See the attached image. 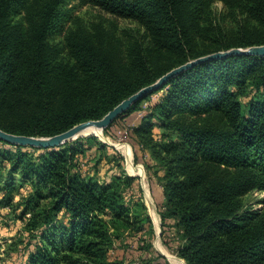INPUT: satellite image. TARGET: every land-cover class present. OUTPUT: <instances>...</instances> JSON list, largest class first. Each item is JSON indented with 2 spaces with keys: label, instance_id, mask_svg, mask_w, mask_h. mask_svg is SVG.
<instances>
[{
  "label": "trees",
  "instance_id": "obj_1",
  "mask_svg": "<svg viewBox=\"0 0 264 264\" xmlns=\"http://www.w3.org/2000/svg\"><path fill=\"white\" fill-rule=\"evenodd\" d=\"M29 1L0 0V127L17 134L61 133L103 117L189 60L264 44V0L248 4L251 22L234 33L223 24L202 23L206 0H87L144 22L157 46L173 58L155 67L141 44L133 47L124 66L104 39L87 32L73 31L66 45H53L52 39L66 29L72 0H41L27 49L14 39L9 23ZM249 88L253 95L244 101L241 95ZM165 89L132 129L141 149L155 160L145 166L162 186L164 244L187 264H264V205L244 207L240 200L250 190L264 189V56L199 62L118 118L142 109L143 101ZM156 128L161 140L154 138ZM94 144L113 160L109 144L96 136L48 148L12 143L2 150L12 151V171H20L19 180L33 187L22 214H32L27 229L41 231V242L23 264H124L110 262L109 249L125 230L149 239L154 235L147 204L132 192L138 176L122 166V172L102 179L98 165L103 156L95 171L81 168V155ZM224 167L238 173L227 174ZM17 180L10 176L4 182L8 201L15 198ZM172 227L179 238L175 247V238L167 234Z\"/></svg>",
  "mask_w": 264,
  "mask_h": 264
},
{
  "label": "rangeland",
  "instance_id": "obj_2",
  "mask_svg": "<svg viewBox=\"0 0 264 264\" xmlns=\"http://www.w3.org/2000/svg\"><path fill=\"white\" fill-rule=\"evenodd\" d=\"M252 0H206L205 1V22H214L223 24L229 33L236 32L243 25L251 22V16L248 13V4ZM41 0H30L26 8L21 14L10 19L9 29L16 41L22 42L28 49L31 45V33L36 22L38 9ZM67 8L71 9L70 17L66 21L65 31L52 39V44L66 45L67 37L73 31H83L90 33L94 38L104 39L112 49L117 53L118 58L124 66L131 61V54L133 47L137 45H144L148 49L153 58V64L156 67H162L173 60L172 56L157 46L150 31L144 22L136 17H126L113 13L98 4H94L87 0H72ZM202 39V38H201ZM165 90L154 93L151 97L141 103L142 109H137L133 113L116 118L113 125L107 130L104 129L103 137L89 134L81 135L70 139L67 142H77L81 139H86L90 136H96L98 140L109 144L107 148L109 156L115 155L113 160L109 157L101 155L96 144L89 148L84 155H81L79 161L80 166L84 171H95V162L100 159L98 168L99 176L102 179H110L114 173L122 172V166L127 174L138 176L132 192L137 196H142L148 206L149 214L152 217L153 227L155 233L149 239L147 234H137L135 230H125L122 238L116 240L115 244L109 249V260L115 262L116 260L123 261L124 264H178L172 262L170 257L162 252L157 244V238L162 237V225L159 223V232L156 223L153 219V212H158L160 221L162 222L161 214L159 212L160 205L163 202L162 186L157 178L149 173L146 168V163L154 164L155 160L151 158L149 151H143L132 135V129L138 125L143 116L146 115L148 105L164 93ZM253 95L252 88H249L245 94L241 95L242 100H248ZM190 116L198 117V114ZM200 116L199 118H203ZM155 140H161L160 129L156 128L154 131ZM12 143L5 144L0 141V264H23L29 259V253L41 242V231L31 232L27 229V224L31 213L25 216L22 214L25 199L33 191L30 183L20 181V171H12V151L2 152L4 147L11 148ZM121 144H130L133 150L132 162L135 165H142L144 169V176L132 174L128 168L129 158L126 153L119 146ZM35 155L39 151H34ZM137 154V158H136ZM8 157V158H7ZM225 173L234 175L238 173L234 167H224ZM10 176H15L18 184V189L14 200L8 201L4 197V182ZM149 192V193H148ZM150 198V199H149ZM264 189H253L240 196L241 203L244 207L253 205L255 208L262 207L264 202ZM235 201V199H234ZM154 202V203H153ZM151 204V205H150ZM155 205V206H154ZM168 236L174 237L171 239V244L174 247L178 244L179 238L176 237V229L169 228ZM146 238L144 241L143 237ZM152 243V246L143 249L140 246ZM169 252L181 258L186 264V260L181 257L174 249H169L164 242L162 243ZM77 258V256H76ZM76 264H84L85 262L73 261ZM65 264V263H64Z\"/></svg>",
  "mask_w": 264,
  "mask_h": 264
},
{
  "label": "water",
  "instance_id": "obj_3",
  "mask_svg": "<svg viewBox=\"0 0 264 264\" xmlns=\"http://www.w3.org/2000/svg\"><path fill=\"white\" fill-rule=\"evenodd\" d=\"M244 54H253V55H263L264 56V44L252 45L249 47H234L228 50H220L217 52H213L192 60L187 61L184 64H181L167 73L162 75L157 81L152 84H149L137 92L131 94L127 98L123 99L119 102L115 107L109 110L103 117L98 119H89L83 122H80L73 127L65 130L61 133H57L51 136H34L27 134H17L13 132H9L0 127V138L14 144L19 145H31L36 147H54L59 146L70 139L76 138L81 135L82 131L85 130L89 126H95L97 128H102L103 130L108 127L113 121L122 113L126 112L137 100L142 98L144 95L148 94L151 91L158 89L162 86L166 81L171 79L172 77L178 75L182 71L194 66L195 64L205 61L211 60L215 58H221L225 56H237ZM162 222L160 221V226ZM161 235V230L159 232Z\"/></svg>",
  "mask_w": 264,
  "mask_h": 264
},
{
  "label": "bare ground",
  "instance_id": "obj_4",
  "mask_svg": "<svg viewBox=\"0 0 264 264\" xmlns=\"http://www.w3.org/2000/svg\"><path fill=\"white\" fill-rule=\"evenodd\" d=\"M89 134H94V135H97V136H100V137L105 136L104 135V130L102 128H97L95 126H89L85 130H83L82 133H81V135H89ZM119 146L122 148V150L126 153V155L129 158L128 168H129L130 172L132 174H138V175L144 176V169H143L142 165H135L132 162L133 150H132L131 145L130 144H121ZM153 219H154V221L156 223L157 230L159 232L160 217H159L158 212H156V210L153 212ZM162 243L163 242H161V239L160 238H157L156 244H157L158 248L162 252H164L165 254H167L170 257V259L172 260V262L174 261V262H176L178 264H186L181 258H179L178 256L174 255L173 253L169 252V250H167Z\"/></svg>",
  "mask_w": 264,
  "mask_h": 264
}]
</instances>
